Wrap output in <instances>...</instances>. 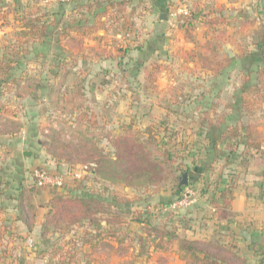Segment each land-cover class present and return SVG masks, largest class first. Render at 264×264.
<instances>
[{
	"label": "rangeland",
	"instance_id": "1",
	"mask_svg": "<svg viewBox=\"0 0 264 264\" xmlns=\"http://www.w3.org/2000/svg\"><path fill=\"white\" fill-rule=\"evenodd\" d=\"M87 2L0 0V47L15 42L11 34L18 30L16 19L22 13L53 14L51 19L59 20L58 32L66 30L59 40L53 38L44 44H32L22 59V66L15 72L18 84L0 95V264H146L137 257L151 263L153 257L146 253L148 250L140 249L139 239L133 231L124 234L122 226L111 228L106 220L115 216L141 220L146 214L136 208H157L163 204L161 199L176 194L178 183L175 178L181 174L175 169L180 159L167 161L160 148L144 142L138 133L130 134V137L137 139V145L143 150L130 154L141 155L137 158L150 165L145 169L134 168L135 173H144L137 181L139 185L126 190L124 182L134 181V174L126 176L113 172V154L117 161L123 157L119 150L129 147L120 140L133 131L132 128L122 129L121 121L132 118L135 113L114 111L108 106L118 104L119 100L123 103L125 99L139 103V94L149 87L158 88L143 77L148 71L155 72L156 65L160 64L146 61V55L136 49L140 44L136 43L130 53L122 57L123 48L117 45L123 39V35H119L122 32L118 31L122 24L116 25L114 19L100 23L94 32L88 33L86 30L96 20L91 16L90 23L85 21L88 13L83 6ZM97 4H100L97 14L103 13L107 0H95L94 5ZM115 26L118 28L113 29ZM79 27L84 29L79 31ZM108 53L109 59L106 58ZM163 66L162 70L169 75L173 73L171 64ZM234 67L228 66V69ZM237 71L238 77L223 82L230 93L222 96L218 103L236 109L242 105L244 95L250 103L247 109L242 114L232 109L210 115L214 120H221L229 113L231 123L240 116L238 123L255 127L256 138L262 140L264 67L261 63L256 64L255 58H250L248 63L238 64ZM199 84L183 80L175 87L181 91L189 88L194 91ZM108 91L113 92L114 97H109ZM119 91L120 95L116 94ZM53 138L75 146L74 152L63 153L67 158L60 164L47 152ZM49 161L59 165L58 168ZM91 164L96 167L91 168L83 180H74L71 175L79 172L80 166ZM38 168L52 173H58L55 171L60 169L66 178V187L56 193L42 192L36 187L33 176ZM189 185L194 187L195 182L189 180ZM23 190L36 208L31 230L20 220L17 210ZM79 190L89 193L85 195H98L104 201V213L96 215L101 226L86 223L66 231L51 228L45 233L42 224L50 211V200L68 194L84 196L79 195ZM152 209L151 212L148 209L145 220L158 217ZM30 238L32 243L28 242Z\"/></svg>",
	"mask_w": 264,
	"mask_h": 264
},
{
	"label": "crops",
	"instance_id": "2",
	"mask_svg": "<svg viewBox=\"0 0 264 264\" xmlns=\"http://www.w3.org/2000/svg\"><path fill=\"white\" fill-rule=\"evenodd\" d=\"M86 1L83 7L88 16L84 19L89 22L91 16L94 17L92 19L98 17L99 7L94 5L95 0ZM107 1H110V5L107 2L109 12L106 17H99L105 24L110 19H114L116 25L122 24L121 28H113H118L122 32L119 35H123V39L120 36L122 40L117 43L118 48H123L128 55L134 43L140 44L136 49L141 55H146L145 60L150 64H160L156 65L160 66V72L152 77L158 88L149 87L139 94V103L125 99L123 103L119 100L118 104L108 106L114 111L135 113L133 120L125 118L120 126L122 129L133 130L120 140V143L129 147L119 150L123 153L121 160L125 162L123 174L132 176L130 170L140 167L138 162L141 158L137 157L141 155H132L130 152L143 150L141 145H137V139L130 137V134L138 133L144 142L149 143L145 130L155 125L162 132H167L166 136L159 137L162 143L170 141L173 145H179L183 158H179L177 168L187 170L189 180L195 182L194 188L200 192L197 201L181 211L169 212L166 209L176 199V194L169 199H161L163 204L157 208L148 207L150 212L152 209L158 214V217L153 218L156 222L144 219L149 212L144 206L136 208L146 214L140 218L141 222L134 221L133 217L124 218L125 224L121 228L123 233L133 231V235L139 239L140 249L148 250L146 253L153 257L151 263L140 257L137 260L146 264H189L180 257L177 242L166 245L163 250L155 249L154 237L152 242H146L148 238L145 229L151 225H169V229H175L176 236L181 239L222 241L236 246L239 256L247 264H264V147L262 152L250 153L247 157L239 153L227 159L229 153L223 146L221 150H224L225 155L222 154L216 163L214 173L195 167L196 163H201L199 157L205 156L204 140L207 132L221 131L222 134L233 125L229 113L224 114L221 120H214L210 115L234 109V106L224 107L218 103L222 96L230 93L223 82L238 77V64L248 63L250 58H255V63H261L264 67V0H192L193 17L180 23L174 30H170L168 18L173 0ZM88 3L91 4V12L86 7ZM81 29L84 28L79 27V31ZM109 54L106 55L107 59ZM165 64H171V75L165 69L162 70ZM232 65L235 67L229 70L228 66L230 68ZM149 73L151 71H148V75L144 74V80H149ZM183 80L201 84L194 91L191 88L187 89L189 91L176 89L178 82ZM211 82H214L213 86ZM116 94L120 95V91ZM108 95L110 97L114 93L108 91ZM240 108L237 106L235 112ZM239 118L238 121H241ZM171 132H177V136L171 138ZM113 156V162H116L118 158L115 154ZM173 159L178 161L174 156ZM49 162L58 168L59 165ZM113 167V172H121V168ZM55 172L60 173V169ZM135 174L136 180L124 182L126 190L135 189L134 185H139L137 181L144 175L140 172ZM41 190L44 193L47 190L60 192L49 188ZM85 193L79 190V195ZM222 197L227 200L226 203Z\"/></svg>",
	"mask_w": 264,
	"mask_h": 264
},
{
	"label": "trees",
	"instance_id": "3",
	"mask_svg": "<svg viewBox=\"0 0 264 264\" xmlns=\"http://www.w3.org/2000/svg\"><path fill=\"white\" fill-rule=\"evenodd\" d=\"M109 2L108 5H110ZM99 6L100 4H97L96 7L98 8ZM86 7L90 10L89 12H91V4L88 3ZM108 12L109 10L106 7L103 13L99 14L98 17H106ZM52 17L53 14L47 12L41 13V11L40 14L22 13L21 16L19 15V17H17L16 22L19 24L18 30L15 31L14 34H11L15 42L0 47V95L2 92L10 90L18 84L15 72L22 66V59L29 53L32 44H44L53 38L59 40L60 35L66 33V30L61 33L58 32L60 26L59 20L51 19ZM98 17L95 18L96 21L93 23L92 27L90 26L86 30L88 33L94 32L97 26L102 23L100 17ZM122 52V57H124L126 51ZM159 72L160 67L156 66V71L149 73V80L152 83H154L152 77L156 76ZM249 104L247 97L242 95L241 110L237 112L242 114ZM233 121V125L227 127L222 134L220 133L221 131L207 132V136L204 140L205 156L203 158H201V156L199 157L198 160H200L201 163H196V168L201 167L204 171L214 173L216 163L220 160L222 154H224V150H227L229 153L227 159L239 153L247 157L250 153L262 152L264 140L256 138L255 127L238 123V118ZM166 130L169 129L166 128ZM145 133L148 134V142L156 148H160L162 152L161 155L166 157L167 161L172 160L173 156L177 159L182 157V150L179 149L178 144L173 145L170 141L163 143L160 141L159 137L161 135L166 136L167 132L164 133L161 129L157 128V126L150 125L146 128ZM176 133L177 132H171V138L177 136ZM49 145L50 147L47 149L49 156L59 164L67 158L63 153L74 152L75 148L73 143L61 142L57 138H53ZM223 146H225V149L221 150ZM123 162L124 161L120 159L113 164V166L121 168V172L118 174L124 173ZM80 165H82V163ZM138 165L144 169L150 166L142 159L138 162ZM176 170H179L181 174L175 178L178 183L176 189V198H178L183 189L180 188V179L187 170L183 168H177ZM133 174L135 177L136 174L131 173L132 176ZM137 175L140 176V174ZM134 180H136V178ZM130 185L134 184L130 183ZM222 198L225 200L224 203H226L227 200L224 197ZM49 206L50 211L42 224L45 233L51 228L55 231H66L72 227L81 224L84 225L86 223L90 225L95 223V225L101 226V222L96 218V215L104 213L105 210L104 201L100 196H89L85 194L84 196L68 194L64 197H55L50 200ZM17 210L19 211L20 220L31 230L35 222L36 208L30 203L24 190L18 199ZM134 221L141 222L138 218H134ZM106 222L107 225L113 228L118 225L123 226L125 224V219L115 216L108 218ZM168 226L169 225H157L145 229L144 231L148 238L146 242H152V238L154 237L153 239L155 241H153V245L157 250H163L166 245L177 242L180 257L189 264H247L246 261L239 256L238 249L234 245L230 246L222 241H189L187 239H181L176 236L175 229L172 227V229H169Z\"/></svg>",
	"mask_w": 264,
	"mask_h": 264
},
{
	"label": "built area",
	"instance_id": "4",
	"mask_svg": "<svg viewBox=\"0 0 264 264\" xmlns=\"http://www.w3.org/2000/svg\"><path fill=\"white\" fill-rule=\"evenodd\" d=\"M193 17L192 0H173L168 11L170 30H174L182 22L188 21ZM95 164L84 165L79 167V172L71 175L74 180H83L85 174L91 168H95ZM36 187L40 189H64L66 187V178L62 173H52L49 170L38 168L33 172ZM198 192L193 186L188 185L183 187L180 195L173 202H171L166 209L170 212L181 211L191 207L198 198ZM29 243L33 242L30 238Z\"/></svg>",
	"mask_w": 264,
	"mask_h": 264
},
{
	"label": "water",
	"instance_id": "5",
	"mask_svg": "<svg viewBox=\"0 0 264 264\" xmlns=\"http://www.w3.org/2000/svg\"><path fill=\"white\" fill-rule=\"evenodd\" d=\"M163 16V15H162ZM161 16V17H162ZM189 185V174H188V172H186L183 176H182V178L180 179V188H182V187H185V186H188ZM145 226H147V225H145Z\"/></svg>",
	"mask_w": 264,
	"mask_h": 264
}]
</instances>
